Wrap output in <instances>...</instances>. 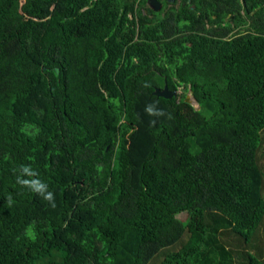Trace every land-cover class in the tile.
Returning a JSON list of instances; mask_svg holds the SVG:
<instances>
[{
  "label": "trees",
  "instance_id": "trees-1",
  "mask_svg": "<svg viewBox=\"0 0 264 264\" xmlns=\"http://www.w3.org/2000/svg\"><path fill=\"white\" fill-rule=\"evenodd\" d=\"M162 1L0 0V264H264V0Z\"/></svg>",
  "mask_w": 264,
  "mask_h": 264
},
{
  "label": "clouds",
  "instance_id": "clouds-1",
  "mask_svg": "<svg viewBox=\"0 0 264 264\" xmlns=\"http://www.w3.org/2000/svg\"><path fill=\"white\" fill-rule=\"evenodd\" d=\"M194 102L196 103L195 100ZM144 112L149 117L155 118L149 121L150 124L152 125H155L157 119L161 117H167L168 119L172 118L169 113H167L163 108L159 106L158 100H154V101H151L145 104ZM28 128L35 129V125H25L23 128H21V131L25 132ZM38 132H39V129H35V133H29V134L30 135L37 134ZM38 175H39L38 172H36L30 165H22L19 174L16 176V183L20 185L21 187L28 189L29 191L39 195L43 200L47 201L51 207L55 208L56 207L55 193L49 190V185L47 182L36 178L38 177ZM26 176L29 178L25 179L24 177ZM6 202H7L8 207L10 208L14 203L13 197L9 195L7 197ZM24 235L28 239L35 241L36 231H35L34 224L29 225L28 228H26Z\"/></svg>",
  "mask_w": 264,
  "mask_h": 264
},
{
  "label": "water",
  "instance_id": "water-1",
  "mask_svg": "<svg viewBox=\"0 0 264 264\" xmlns=\"http://www.w3.org/2000/svg\"><path fill=\"white\" fill-rule=\"evenodd\" d=\"M148 4L155 11H159L162 8V3L159 0H148ZM178 93H179V90L169 89L167 82L163 88L157 87L156 90L154 91L155 95L165 97V98H172L174 96H177ZM194 100H195V98L191 95H188L186 97L187 102L193 103Z\"/></svg>",
  "mask_w": 264,
  "mask_h": 264
},
{
  "label": "rangeland",
  "instance_id": "rangeland-1",
  "mask_svg": "<svg viewBox=\"0 0 264 264\" xmlns=\"http://www.w3.org/2000/svg\"><path fill=\"white\" fill-rule=\"evenodd\" d=\"M188 95H191V96H192V93L189 91V92H188ZM193 102H194V101H193ZM194 105H195L196 107L198 106V104L195 103V102H194Z\"/></svg>",
  "mask_w": 264,
  "mask_h": 264
},
{
  "label": "flooded vegetation",
  "instance_id": "flooded-vegetation-1",
  "mask_svg": "<svg viewBox=\"0 0 264 264\" xmlns=\"http://www.w3.org/2000/svg\"><path fill=\"white\" fill-rule=\"evenodd\" d=\"M159 1H160V2L162 3V5H163L164 2H163L162 0H159ZM169 1H170L171 3H172V2H175V0H169Z\"/></svg>",
  "mask_w": 264,
  "mask_h": 264
}]
</instances>
